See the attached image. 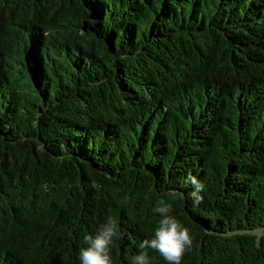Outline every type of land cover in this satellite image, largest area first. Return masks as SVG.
Segmentation results:
<instances>
[{"label":"trees","instance_id":"16d2710c","mask_svg":"<svg viewBox=\"0 0 264 264\" xmlns=\"http://www.w3.org/2000/svg\"><path fill=\"white\" fill-rule=\"evenodd\" d=\"M160 199L182 264H264V0H0V264H80L109 216L131 264Z\"/></svg>","mask_w":264,"mask_h":264},{"label":"clouds","instance_id":"9594fccd","mask_svg":"<svg viewBox=\"0 0 264 264\" xmlns=\"http://www.w3.org/2000/svg\"><path fill=\"white\" fill-rule=\"evenodd\" d=\"M186 182L193 188L189 194L193 204L198 205L203 201L201 193L205 190V185L195 176L187 177ZM152 212L160 216L154 235L138 244L139 251L132 257L131 264H151L150 250L159 253L167 264H182L184 255L193 247L195 238L191 235V230L172 215L173 205L163 199L156 202ZM123 237L124 230L120 222L112 216L107 217L94 234L84 235L85 246L79 249L78 256L80 264H112V248Z\"/></svg>","mask_w":264,"mask_h":264}]
</instances>
